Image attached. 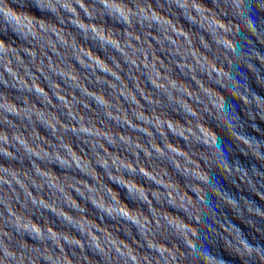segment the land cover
Here are the masks:
<instances>
[{"label":"water","instance_id":"95a60500","mask_svg":"<svg viewBox=\"0 0 264 264\" xmlns=\"http://www.w3.org/2000/svg\"><path fill=\"white\" fill-rule=\"evenodd\" d=\"M34 3L0 33V258L180 264L200 227L264 264V0Z\"/></svg>","mask_w":264,"mask_h":264},{"label":"clouds","instance_id":"9594fccd","mask_svg":"<svg viewBox=\"0 0 264 264\" xmlns=\"http://www.w3.org/2000/svg\"><path fill=\"white\" fill-rule=\"evenodd\" d=\"M34 10H38L40 14L37 15ZM24 12H29L36 16L47 17L48 15H51V13L46 12L44 9H38L34 3V0H20L19 3L17 2V0H0V33L4 34L5 37H7V34L11 33L16 35V38L19 39V34L16 33V28L14 27V25L18 24L19 21V18L16 15V13H24ZM240 35L241 37H243V33H241ZM4 47H5L4 41L0 40V49H3ZM238 70L242 71V69H238ZM189 95H191V93H189ZM202 102L203 101H201V103ZM199 110H200L199 105H197V111ZM190 115L194 119H196L197 122L199 123V119L196 116V112H191ZM212 119L214 120L215 117H213ZM205 123H208L209 129L211 131H213L214 133L217 131L218 129L217 125L209 123L208 121H205ZM217 139L218 142H220L221 148H223L222 139L219 136L217 137ZM203 147H207V146H203ZM209 199H211V196L209 197ZM177 212L181 216L186 217V220L189 225L195 223L193 218L190 216H186V213L183 210L177 209ZM204 221L208 222L207 217H204ZM195 232L197 233V238L200 241V243L196 244L197 250H194L192 247L190 248L187 245H185L182 237H180L179 235L175 237L179 244V248L177 249V255L175 259L179 260L180 264H206L205 257L212 256L215 257L216 259H219L220 264H226L227 260L224 259L223 255L221 254L223 241L218 238H215V247H214L213 244L210 243V241L214 239L210 233L203 231V229L200 227H196ZM0 251H2V249H0ZM205 253H207V255H205ZM122 258L126 262L131 261V264H137L135 256L126 257L124 256L123 253H121L117 249L116 256L113 258L114 264H120ZM15 259L16 257L14 252L4 251L3 258H0V264H5V261H9L11 264V262H14Z\"/></svg>","mask_w":264,"mask_h":264}]
</instances>
